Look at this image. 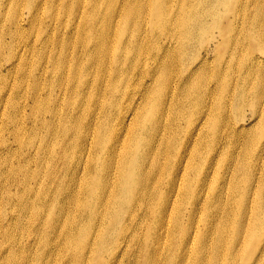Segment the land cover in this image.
Segmentation results:
<instances>
[{
    "label": "bare ground",
    "instance_id": "bare-ground-1",
    "mask_svg": "<svg viewBox=\"0 0 264 264\" xmlns=\"http://www.w3.org/2000/svg\"><path fill=\"white\" fill-rule=\"evenodd\" d=\"M93 1L97 6L103 3L105 9L101 17L95 13L89 17L92 27L97 29L90 41H93L94 48L99 47L98 44L102 42L99 55L100 58L104 55L108 61L109 54L105 51V45L110 38L111 20L118 17L117 31H123L126 35L129 34L132 24H138L140 34L145 30L150 4L146 0H133L136 1L135 7L121 6L116 10L111 4L123 5L124 2L131 0H61L66 8L64 15L69 17L71 6L75 2L77 8L73 9L71 16L80 17L93 7ZM179 1H183L186 7L171 14L170 20H167L170 0H156L153 5L154 13L164 10L162 19L156 18L157 23L161 22L160 26L166 27L174 22L175 28H179L177 33H169L162 37L164 42L160 53L165 48L164 43L169 47L172 44L176 45V53L173 56L175 78L169 79L168 88L170 89L172 85L171 92L174 93L175 87L181 89L188 82L187 94L198 95V92H195L196 88L190 86L192 81L188 79L194 70L204 68L200 65L207 59V49L199 58L201 64L191 68L183 59L180 61L177 57L183 54L186 48L190 47V42L198 39L200 35H210L209 40L212 42L216 39L214 36L216 31L220 40L226 39V36L235 37L231 33L236 27V20L244 19L246 25L242 33L244 37L250 39V45L256 52L244 57L246 59L244 68L252 69L250 74L252 78H257V83H252V80L249 85L242 83L239 91L235 93L233 103L236 104H233V107L236 111L237 106L243 109L249 106L252 121L262 125L264 123V0H213L214 5H217L215 16L219 22L217 20L208 22V16L214 14L211 12L212 4L208 0ZM201 1L207 4L208 11L200 6ZM19 4L18 0L10 2L14 14L12 23L16 27L20 26L22 15L20 9L16 11V6ZM229 12L234 13L235 20L228 17ZM239 12L243 15H238ZM64 20L65 17L63 22ZM238 35L240 33L236 36ZM241 37L244 39L243 36ZM231 42L233 43V38ZM57 44L63 48L67 45V41L60 39L57 40ZM193 48L194 46L186 54L191 55ZM115 51L121 50L115 48ZM132 52V49L128 48L125 56L130 59ZM87 56L88 59H94L96 54L88 51ZM21 59L22 57L16 63L17 68L11 75L15 80L20 69L28 76L23 68L26 65L25 58L22 61ZM151 60L153 63L157 60L155 54L152 55ZM72 61L70 55H61L55 60L56 67L60 62V80L64 85L78 73V69L71 64ZM85 71L86 66L83 67V73ZM24 73L21 74L22 79ZM248 78L244 77L246 81ZM33 80L34 83L25 89L22 85L23 81L17 79V84L31 95L35 104L28 115L19 111L18 116L21 119L17 121L6 114L7 108L15 107L10 101L13 89L0 84V264H124V258L128 257L135 248L142 250L138 264H160V261L164 264H264V157L256 159L255 162L261 165L254 174L252 170L254 162L250 156L251 140L248 139L249 143L246 145L248 152H245L246 159L243 164H237L232 151L224 160L212 165L216 152L211 159L204 156L208 147L212 151L211 137L209 141L207 140L209 136L197 141L199 150L193 153L196 161L190 164L184 162L187 156H190L189 148L196 137V131H201L207 126L210 111H214L210 124L216 123L220 97L210 108L207 101L202 98V93L198 95L201 100L200 104L195 106L198 112L192 121H186L187 135L178 143V149L173 148L175 161L171 166H167L170 161L165 164L159 162L158 146L161 145L163 135H157L158 129H154L155 133L152 131L147 139L138 138L134 144L129 138L135 129H118L120 134L124 131L128 132L129 138L121 141L122 148L118 152L114 151V143L118 140V136L115 135L109 114L101 119L94 112L101 109L102 100L92 104L90 112H94V115L89 114L83 131L80 130V119H73L68 113L69 109L66 111L60 107L58 110L47 109L43 110L45 113L42 117L40 113L32 117V112L36 113L39 110L41 92L39 79L35 77ZM84 80L86 83V75ZM164 81H167V77ZM106 83V76L100 81L98 79L92 81L90 86L95 90L94 98H106L105 93L101 92L102 86L105 87ZM162 85V81L153 78V85L146 91L141 110L135 113L136 118L142 119L141 130L149 124V120L144 116L152 91L154 89L158 92ZM53 88L58 87L52 84L47 88L46 105H51L52 100L55 99L51 94ZM66 93L67 89L62 91L63 97ZM78 94L82 99L81 107L84 111L88 97L87 90L83 88ZM215 95H219L216 90L213 92V98ZM134 99L129 103L134 102ZM232 99L233 94L228 97L227 105L221 107L222 115L227 113L223 118L225 126H231V118L238 117H231L229 114L232 110ZM164 101L165 96L160 104L164 105ZM166 102H169L167 97ZM101 111L107 112V109ZM127 114L128 111L121 112L119 118L124 120ZM152 119L155 120V117L153 116ZM157 122L159 123V120ZM243 127L236 125L237 129ZM76 130L80 135L76 136ZM212 130V136L219 132L216 128ZM43 131H46L50 142L54 140L55 144L63 145L62 152L57 157L47 141L39 144L40 152L46 154L56 164L54 172L50 173L48 178H46L45 163L37 154L38 145L31 142L37 135L42 136ZM96 131L98 135L95 137L97 139L94 145L96 152L98 148L102 150V159H93L87 170L80 168L84 166L86 158L82 155L81 140L86 138L87 141L92 140ZM257 132H259L258 128ZM249 134L250 130L247 131V135ZM222 138L221 136L216 141L217 145L221 144ZM72 139L76 143L79 142V146L76 151L73 150V155L67 160ZM89 150L91 151V148ZM33 164H37V168L32 169ZM113 166L118 174L116 193L115 186L111 190L108 188L111 186L109 172ZM220 167L224 169L222 183L217 186L210 199L206 200L207 194L202 199L206 180L210 175V180L219 179L215 169ZM160 170L167 171V177L162 181L159 177ZM189 173H193V176L190 178L188 176L187 179ZM85 175L88 180L83 190L77 178ZM45 180L51 182L46 184ZM90 185L96 188L95 195L98 196V201L80 207L81 195L83 194L84 201H87L92 193ZM160 185L162 190L158 189ZM177 201H181V206L177 215L173 216L171 207ZM85 207H88L87 213L77 217L76 211L80 213ZM139 211L143 219L137 216ZM185 212L186 215H180ZM201 212L204 213L203 216H198ZM153 216L154 219L150 220ZM173 219H179L174 224V229ZM200 220L203 222V227L201 223L198 224ZM172 229V233L169 234L168 231ZM132 257L135 258L134 252Z\"/></svg>",
    "mask_w": 264,
    "mask_h": 264
},
{
    "label": "rangeland",
    "instance_id": "rangeland-1",
    "mask_svg": "<svg viewBox=\"0 0 264 264\" xmlns=\"http://www.w3.org/2000/svg\"><path fill=\"white\" fill-rule=\"evenodd\" d=\"M12 1L13 0H0V84L13 89L10 101L14 103L15 107L7 108L6 114H9L14 121L21 119V117L18 116L19 111H22V113L25 112L26 115L31 113L35 104H33L31 95L25 89L29 88L30 84L34 83L33 79L37 77L41 85L39 110L36 113L33 111L32 117L38 113H40V117H42L45 113L43 110L47 109L58 110L59 107L63 111L69 109L68 113L73 116V119H80V130L83 131L86 127L89 114L93 116L94 112H96L97 116L99 115L101 119L109 114L110 122L115 130V135L118 136V140L114 143L115 152H118L122 148L121 141L125 138H129L128 132L124 131L120 134L118 129H135L134 133L129 138L132 144H134L138 138H149L151 132L154 131L155 133L154 129H158L157 135H163L161 145L158 146V154L160 155L159 162L165 164L170 161L167 166H171L175 161V152L173 148L175 147L178 149V143L181 139L186 137L185 128L188 122L192 121L194 115L198 112L195 106L196 104H200L201 100L198 95L202 93V98L207 101L210 108L214 106L215 100L220 97L218 102V113L216 114L217 121L214 124H210V118L214 113V111H210L207 126H204L201 131H196V137L193 139L192 145L189 148V150H191L190 156L188 155L187 160L185 159L184 162L186 161L187 164H190L196 161V158L193 157V153L199 150L197 141L209 136L207 140L209 141L211 137L210 144L212 151H210L208 147L204 156L211 159L214 152H216L212 165L222 159L224 160L231 155L230 152L232 151L237 164H243L246 159L245 152H248L246 145L249 143L248 139H250L252 145L250 156H252L254 162L252 170L254 174L257 173V169L261 163H256L255 161L256 159L258 160L259 157H264V123L262 125L258 123L257 125V121H252V112L249 106L244 107V109L241 106H237L236 111L233 107V104H236L235 102L233 103L235 93L239 91L242 83L249 85L251 80L252 83H257V78H252L250 74L252 69L244 68V63L246 62L244 57L248 56L250 53L256 54L250 45V39L244 37L242 33V29H244L246 25L244 19L236 20V27L231 33V35H235V37L230 38L226 36V39L220 40L218 31L215 30L214 36L216 39L212 42L209 40L210 35H200L198 39L193 40L192 43L190 42V47L186 48L183 54L177 57L180 61L183 59L191 68L192 66L201 64L199 58L204 55V51L207 49V59L205 63L200 65V67L204 68L194 70L188 79V81H192L190 86L196 88L195 92L197 91L198 95L194 93L189 96L186 91V88L189 87L188 82L184 84L181 89L175 87L174 93L171 92L172 85L170 89L168 88L169 79L175 78L176 70L174 69L173 56L176 53V45L172 44L169 47L167 43H164L165 48L160 53L162 43L164 42L162 37L169 33H177L179 28H175L174 22L168 24L166 27L160 26L161 22H156V18L161 20L164 15L163 9L157 13L153 12V5L156 0H146L150 4V10H148L146 16L147 23L145 30L140 32V34L138 32V24H132L129 34L126 35L123 31H117L119 30V24H117L118 17H114L111 20L110 38L109 42H106L105 45V51L109 54L108 61H106L104 55H102L101 58V55H99L102 42L98 44L99 47L94 48L92 46L93 41H90L93 33L97 32V29L92 27L89 22V17L93 15V13L101 17L105 9L103 3L97 6L93 1V7H91L89 11L86 10L82 16L73 18V16H71L72 11L77 8L75 2L73 6H71V14H69V17H66L64 15L66 8L64 4L61 3V0H18L20 4L16 6V11L20 9L22 15L20 16V26L16 27L15 24L12 23V15H14L10 7V2ZM208 2L212 4L211 12L214 13L213 16H208V22H214L217 20L215 16L217 5H214L213 0H208ZM129 5L135 7L136 1L131 0L124 2L123 5H121V3L117 5L111 4V7H115L116 10H118L121 6L125 7ZM200 6L208 11V6L205 2L201 1ZM168 7L169 13L167 20H170L171 14L176 13L179 9L182 11L186 5L183 1L170 0ZM238 15L241 16L243 14L239 12ZM64 17L65 20L63 22ZM228 17L233 20L234 13L229 12ZM235 19L236 18H234V20ZM217 22L219 21L217 20ZM237 33H240V35L236 36ZM241 36H243L244 39ZM232 38L233 43L231 42ZM60 39L67 41V45L63 48L57 44V40ZM39 40L42 42L39 43ZM193 46L194 48L191 55L186 54ZM115 48L121 51H115ZM128 48L133 51L130 59L125 56ZM122 50H124V52ZM88 51L96 54L94 59H88ZM153 54H155L157 58L154 63L151 60ZM257 54L259 55V53ZM61 55H70L73 58L71 64L78 69L76 76L70 78L66 85L60 80V62L59 66H54L56 58ZM229 56H231V58H229ZM21 57V61L25 58L26 65L23 66V68L26 70L28 76L20 69L19 75H15V80L11 75L15 72L17 68L16 63ZM93 65L95 66L93 67ZM84 66H86L85 73H83ZM157 66L159 67L157 68ZM143 72H145V74H143ZM22 73L25 75L23 79L21 78ZM154 74L155 76H152ZM84 75L87 76L86 83H84ZM104 76H106L107 83L105 87L102 86L101 92L105 93L106 98H94L95 90L90 84L93 80L97 81L98 79L100 81ZM165 77H167V81H164ZM244 77L249 78L246 81ZM153 78L154 80L162 81L163 85L159 88L158 92H155L154 89L152 91L144 116L145 119L149 120V124L146 125L144 130H141L142 119L136 118L135 113L141 110V106L145 102L146 91L153 85ZM17 79L23 81L22 85L25 89L23 87L21 89V86L17 84ZM52 84L58 87L51 90V94L55 99L52 100L51 105H46L45 98L47 97V88ZM83 88H85L88 93L84 111L81 107L82 99L78 94ZM66 89L67 93L63 97L62 91ZM214 90L219 94L215 95V98H213ZM231 94H233L232 110L229 114L231 117H238L235 119L231 118V126H225L223 124V118L227 116V113L222 115L221 107L227 105L228 97ZM164 96L165 101L164 105H162L160 102ZM61 97H63L62 100H59ZM166 97L169 100L168 103L166 102ZM133 98H135L134 102L129 103ZM100 100H102V102H100L101 109L94 110V112L91 113L90 108L92 104ZM22 107L24 108L23 110ZM157 108H159V110H157ZM102 109H107V112H102ZM126 111H128L127 118L124 120L119 118L121 112L124 113ZM147 114L148 116H146ZM161 114L162 116H160ZM153 116L155 120L152 119ZM46 118H48V116H46ZM157 120H159V123ZM187 120L188 122H186ZM237 124L240 127H242V125L244 127L242 129H237ZM215 128L219 129V132L212 136V129ZM257 128L259 132H257ZM248 130H250L249 135H247ZM77 135L80 134L76 130V136ZM96 135H98L97 131L95 132V136L93 134L92 140L87 141V138L81 140V145L83 146L82 155L86 156V158L84 166L80 168H86L87 170L93 159H102V150L98 148L96 152V147L94 145L97 139L95 138ZM221 136L223 137L221 144L217 145L216 141ZM34 138L35 140L31 142H35L38 145L37 154L40 156L43 163H45L46 178H48V175L54 172L56 164H54L51 158L46 154L43 155L40 152L39 144L47 141L53 147V151L57 157L58 154L62 152L61 147H63V145L55 144L54 140L50 142L49 137L46 135V131H43L42 136L37 135ZM70 143L67 160L73 155V150L76 151L79 146V142L76 143L74 139H72ZM90 148L91 151L89 150ZM34 168H37V164L32 165V169ZM222 171H224V169L221 167L215 169V173L220 177L219 179L210 180L211 175L208 177L204 186L202 199H204L205 194H207L206 200L210 199L216 191L217 186L222 183ZM109 175L111 176V186L108 188L111 190L115 186L116 193L118 174L115 166L111 167ZM188 176L189 178L192 177L193 173H189L187 179ZM159 177L161 181L164 180L167 177V171L160 170ZM42 179L44 180V178ZM77 179L80 187L82 186L83 190H85V182L88 180L87 176L78 177ZM50 182L51 181L45 180L46 184ZM86 184H88V182ZM90 188L92 193L87 201H84L83 194L81 195L80 207L88 206L94 201H98V196L95 195L96 188L92 185H90ZM158 189L162 190L163 188L160 185ZM149 201L155 203L152 200ZM180 206L181 201H177L173 204L171 207L173 216L177 215ZM83 211L86 212L83 213ZM87 211L88 207L82 209L80 213L76 211V216L79 217L80 214H86ZM203 214L204 213L201 212L198 216H203ZM180 215H186V212ZM137 216L143 219L140 211L137 213ZM153 219L154 216L150 218V220ZM174 220L175 219H173V229L174 224H176L179 219ZM199 223H201L203 227L202 220H200L198 224ZM173 229L168 231V233L171 234ZM133 252L135 253V258L132 257ZM132 253L130 254L129 252L130 255L124 258V264H138V260L142 255V250L135 248ZM160 264L164 263L160 261Z\"/></svg>",
    "mask_w": 264,
    "mask_h": 264
}]
</instances>
